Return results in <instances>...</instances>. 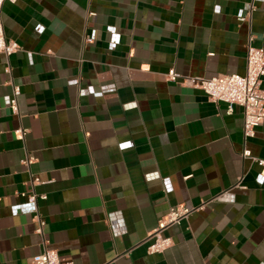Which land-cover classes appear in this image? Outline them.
<instances>
[{"label": "crops", "instance_id": "0c3cea01", "mask_svg": "<svg viewBox=\"0 0 264 264\" xmlns=\"http://www.w3.org/2000/svg\"><path fill=\"white\" fill-rule=\"evenodd\" d=\"M2 21L19 49L0 53V264L44 248L70 264H264V183L242 155L264 159V121L244 141L239 106L167 77L245 73L264 0H17ZM178 204L193 210L172 246L148 253Z\"/></svg>", "mask_w": 264, "mask_h": 264}, {"label": "built area", "instance_id": "2783aa9c", "mask_svg": "<svg viewBox=\"0 0 264 264\" xmlns=\"http://www.w3.org/2000/svg\"><path fill=\"white\" fill-rule=\"evenodd\" d=\"M5 1L14 3L17 0H0V53L6 57L19 49L16 41L8 39L4 33L2 21V6ZM250 6L241 8L237 17L239 20L244 19V11ZM219 11V7L215 8V12ZM116 39L111 42V47H114ZM167 77L171 81L181 79V83H185L191 87L198 88L203 91L208 99L217 103L224 102L227 105V111L231 112L234 106H239L242 110V135L244 141L251 138L255 134V128L264 121V86H261V77H264V46L253 47L248 43L246 48V70L243 74L230 73L220 74L213 77L188 76L183 77L179 73L170 69ZM113 89V85H103L102 91ZM19 92V87L13 89V96L6 97L4 103L12 111H17L16 95ZM16 133L21 137L24 134L23 129L16 130ZM242 155L251 157L260 166L257 174V182L264 183V159L253 157L250 151L243 147ZM166 189H169L168 179H164ZM30 202L35 200L33 194L28 196ZM191 207L183 204H178L170 207L163 213L156 223V227L149 232L148 244L146 250L148 253H161L172 246L173 241L167 230L174 224L179 223L182 219L192 211ZM43 221L39 219V228ZM32 264H70L60 260L58 252L55 249L44 248L40 253L31 257Z\"/></svg>", "mask_w": 264, "mask_h": 264}]
</instances>
